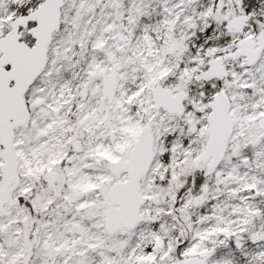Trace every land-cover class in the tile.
<instances>
[{
    "label": "snow or ice",
    "instance_id": "6c2138e0",
    "mask_svg": "<svg viewBox=\"0 0 264 264\" xmlns=\"http://www.w3.org/2000/svg\"><path fill=\"white\" fill-rule=\"evenodd\" d=\"M0 264H264V0H0Z\"/></svg>",
    "mask_w": 264,
    "mask_h": 264
}]
</instances>
